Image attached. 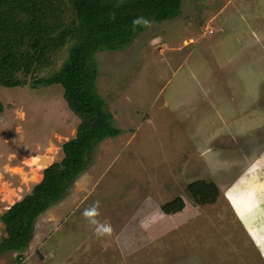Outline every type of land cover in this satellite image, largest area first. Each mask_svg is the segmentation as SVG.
I'll use <instances>...</instances> for the list:
<instances>
[{"label": "rangeland", "instance_id": "obj_1", "mask_svg": "<svg viewBox=\"0 0 264 264\" xmlns=\"http://www.w3.org/2000/svg\"><path fill=\"white\" fill-rule=\"evenodd\" d=\"M96 59L122 133L37 218L21 262L6 252L0 264H264V0H184L177 18ZM169 95L179 100L161 110ZM0 100L2 214L63 158L81 120L60 84L0 85ZM197 180L219 187L215 203L195 204ZM177 196L185 207L164 212Z\"/></svg>", "mask_w": 264, "mask_h": 264}, {"label": "trees", "instance_id": "obj_2", "mask_svg": "<svg viewBox=\"0 0 264 264\" xmlns=\"http://www.w3.org/2000/svg\"><path fill=\"white\" fill-rule=\"evenodd\" d=\"M184 0H0V85L40 87L60 84L69 108L80 118L76 136L62 146L63 158L44 169L43 178L0 214L6 234L0 257L16 253L21 262L35 233L37 218L59 202L94 162L98 145L116 137L109 104L99 93L96 55L125 49L146 31L149 21L181 15ZM65 52L61 62L59 52ZM4 109L0 100V112ZM196 205L215 203L219 187L197 180L187 187ZM186 205L177 196L166 213Z\"/></svg>", "mask_w": 264, "mask_h": 264}, {"label": "clouds", "instance_id": "obj_3", "mask_svg": "<svg viewBox=\"0 0 264 264\" xmlns=\"http://www.w3.org/2000/svg\"><path fill=\"white\" fill-rule=\"evenodd\" d=\"M96 215H99L98 202L92 205L89 210H85L84 212V216L86 218H91ZM110 230H111L110 227L105 229L106 232H110Z\"/></svg>", "mask_w": 264, "mask_h": 264}, {"label": "crops", "instance_id": "obj_4", "mask_svg": "<svg viewBox=\"0 0 264 264\" xmlns=\"http://www.w3.org/2000/svg\"><path fill=\"white\" fill-rule=\"evenodd\" d=\"M173 100L177 101V100H179V98H172L171 95H169V97H168V98L166 99V101L164 102V105H165V106H162V107H161V110H163V107L166 109V102H170V103H172Z\"/></svg>", "mask_w": 264, "mask_h": 264}, {"label": "water", "instance_id": "obj_5", "mask_svg": "<svg viewBox=\"0 0 264 264\" xmlns=\"http://www.w3.org/2000/svg\"><path fill=\"white\" fill-rule=\"evenodd\" d=\"M40 158L43 159V162L41 161V163H47L49 160V157L48 156H45V155H41ZM50 162V161H49Z\"/></svg>", "mask_w": 264, "mask_h": 264}, {"label": "bare ground", "instance_id": "obj_6", "mask_svg": "<svg viewBox=\"0 0 264 264\" xmlns=\"http://www.w3.org/2000/svg\"><path fill=\"white\" fill-rule=\"evenodd\" d=\"M36 160H37L38 162H40V163H41V161L43 162V159H42V158H40V157H38V156H37V157H35L34 161H36ZM48 160L50 161V160H51V158H49ZM38 162H37V163H38ZM42 167H43V166H42Z\"/></svg>", "mask_w": 264, "mask_h": 264}]
</instances>
